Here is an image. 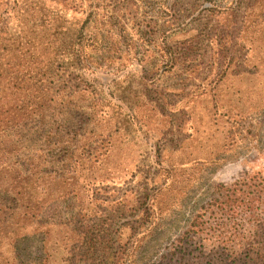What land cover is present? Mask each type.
Masks as SVG:
<instances>
[{"label":"trees","instance_id":"16d2710c","mask_svg":"<svg viewBox=\"0 0 264 264\" xmlns=\"http://www.w3.org/2000/svg\"><path fill=\"white\" fill-rule=\"evenodd\" d=\"M69 4L67 0H0V264H31L30 259H22L19 245L37 234L45 249L49 224L64 226L66 231L62 264H132L130 247L139 238L134 232L140 225L144 231L152 222L155 191H177L197 166H219L224 159L216 155L208 160L174 162L166 156L145 171L133 158L110 162L113 158L105 156L107 151L121 150L126 141L136 139V133L145 136L148 128L150 137L171 142L170 149L178 152L181 139L171 140L164 130L172 120L167 114L181 100L174 98L178 93L170 88L156 91L158 97L134 93L130 102L123 98L125 87L118 95L95 91L91 63L93 43H103L97 37L99 28L85 32L91 14L77 15ZM204 9L231 15L232 8L212 4ZM229 20L233 35L209 39L210 65L205 77L209 78L207 91L217 98L221 80L241 72L233 73V55L226 50L232 46L244 65L250 62L257 42L264 40V0L244 6L237 25L232 15ZM142 34L147 35L144 30ZM120 36L125 50H130L126 35ZM178 41L183 49H192L188 38ZM100 48L109 57V48ZM158 52L164 59L161 70L183 62L167 41ZM217 106V100L211 99L212 122L220 116ZM263 108H254L259 110L255 114ZM162 117L168 127L157 132ZM253 137L242 139L248 144L246 149L254 151L252 158L244 159L248 168L213 186L181 231L148 264H264V149ZM164 148L166 144L159 152ZM159 152L156 157L162 156ZM109 162L122 167L111 170ZM159 170L164 172L162 177ZM123 186L125 191L119 196L106 206L101 204L106 193H117ZM52 200L59 202L49 211L47 203ZM107 209L114 213L108 221L101 215ZM121 214L135 217L116 223L107 232L106 227L115 222L113 217ZM93 224L100 230H92ZM123 224L129 231L125 242L118 237ZM109 233L113 237H107ZM45 260L46 253L35 264H46Z\"/></svg>","mask_w":264,"mask_h":264},{"label":"rangeland","instance_id":"374dc122","mask_svg":"<svg viewBox=\"0 0 264 264\" xmlns=\"http://www.w3.org/2000/svg\"><path fill=\"white\" fill-rule=\"evenodd\" d=\"M251 1L67 0L71 5L70 10H75L77 15L91 14L85 32L98 27L97 37L103 42H100L102 44L99 46L109 48V57L106 58L98 46L99 41L93 43L95 50L91 66L95 70L93 78L95 91L103 90L104 93L118 95L119 89L125 87L123 98L130 102L134 93H151L152 96L158 97L156 91L170 88L175 95L178 93L174 98L181 100L175 111L167 114L172 119L169 127L165 117L158 119L157 123L161 128L157 132L167 126L164 131H167L165 133L171 140L181 139L182 146L178 152L170 149L173 146L171 142L159 139L157 135L150 137L151 132L148 128L145 136L136 133V139L126 141L121 150L114 148L110 152L107 151L105 156L110 155L113 158L109 161L114 160L117 163L119 159L126 161L133 158L138 168L145 171L151 163H157V158L166 156L173 158L174 162L194 158L208 160L216 155L220 156V159L224 158L218 162L219 166L212 167L207 164L197 166L188 181L177 191L169 192L164 188L155 191L150 207L153 212L152 222L148 223L144 231L142 225L136 231L134 229L139 238L135 242L132 241L134 243L130 247L134 257L132 264H148L181 231L194 209L208 197L213 186L232 180L248 168L244 159L252 158L253 150L246 149L248 144L246 145L242 139L251 140L253 136L247 134L245 130L256 133L253 138H256L264 149V108L256 114L255 112L259 110L254 109L264 106V40L257 42L250 62L248 60L244 65L240 54L232 46L226 50L227 54L233 55L230 59L234 64L233 73L236 70L241 72L234 77L229 76L221 80L216 88V92L220 90L218 98L210 96L207 91L209 78L205 77L210 65L209 39L227 33L233 35L234 27L228 28V25L232 24L229 20L231 15L237 25L244 6ZM212 4L220 9L232 8L231 15L226 14L224 10L215 14L204 9ZM143 30L147 33L146 36L142 34ZM120 34H125L126 40L132 44L130 50H125L123 44L125 41ZM182 38L191 41L192 49L185 50L181 47L178 40ZM166 41L171 44L174 51L177 50L176 54L180 55V60L183 61L173 65L168 71L161 70L164 59L158 52L161 44ZM183 54H189L190 58L183 57ZM203 88L206 92L198 94ZM187 92H189L187 97L182 98ZM192 93L193 95H190ZM211 99L217 100V112L220 115L215 122L211 121L209 115ZM114 102L116 103L115 100ZM122 108L128 110L127 107ZM165 144L167 148L161 151L162 156L156 157L157 151L165 147ZM120 154L127 157H118ZM110 162L107 166L111 170L118 171L122 167V165L116 167ZM250 165H254V162H250ZM156 166L154 164V167ZM158 172L162 177L164 172L161 170ZM124 188L120 187L117 193L110 190L106 193L105 202L101 204L106 206V202L119 196L125 191ZM56 202L59 201L48 202L47 209L50 211ZM111 204L110 202V206ZM101 215L107 219L114 216V213L107 209ZM134 217L125 214L113 217L112 221L115 222L106 227L107 232L112 231L117 224L133 220ZM96 223H100L99 219ZM63 228L64 226L57 224L48 225L45 249H41V236L37 234L20 243L22 259H30L31 264H35L38 260L41 261V257L46 253V264H62L61 255L64 252L62 245L65 243L63 236L66 234ZM119 229L121 232L119 231L118 237L121 242H125L129 233L128 228H124L123 224ZM92 230L97 232L100 227L93 224ZM102 232L105 234L104 229ZM111 236L113 237V234L107 235Z\"/></svg>","mask_w":264,"mask_h":264}]
</instances>
